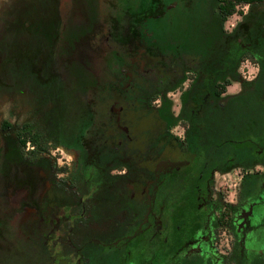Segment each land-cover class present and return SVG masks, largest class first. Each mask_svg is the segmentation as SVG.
Segmentation results:
<instances>
[{"label": "flooded vegetation", "instance_id": "obj_1", "mask_svg": "<svg viewBox=\"0 0 264 264\" xmlns=\"http://www.w3.org/2000/svg\"><path fill=\"white\" fill-rule=\"evenodd\" d=\"M99 3L0 0V264H264V115L248 140L200 158L177 142L148 148L130 101L91 98L97 51L117 46ZM20 6L29 14L9 20ZM141 50L126 52L116 87L149 74ZM242 88L228 85L223 103ZM190 126L171 133L184 141ZM82 148L100 176L88 193L75 176Z\"/></svg>", "mask_w": 264, "mask_h": 264}, {"label": "trees", "instance_id": "obj_2", "mask_svg": "<svg viewBox=\"0 0 264 264\" xmlns=\"http://www.w3.org/2000/svg\"><path fill=\"white\" fill-rule=\"evenodd\" d=\"M99 4L101 23L117 29L115 49L104 45L97 51L98 90L91 98L101 102V109L106 107L104 101L121 94L122 100L130 101L127 113L137 117L135 129L148 148L156 150L163 142L166 151L177 142L198 158L231 146L230 140L236 143L254 134L264 115V0H100ZM234 15L241 20L229 31L225 24ZM121 23L129 28L128 35ZM140 49L149 74L135 72L130 88L116 87L113 80L118 84L124 77L121 68L130 66L127 54L134 57ZM247 60L259 69L251 81L239 71ZM91 74L82 66L79 83L85 93L94 83ZM189 77L192 80L184 87ZM234 81L242 83V91L224 104L222 95ZM177 91H181V109L176 115L170 94ZM194 115L198 118L192 125ZM140 116L150 121L140 124ZM152 121L157 124L156 132ZM179 123L191 125L184 141L171 133ZM139 150L134 149V158ZM94 164L93 154L80 149L75 171L80 192L94 188L87 180L100 178Z\"/></svg>", "mask_w": 264, "mask_h": 264}, {"label": "rangeland", "instance_id": "obj_3", "mask_svg": "<svg viewBox=\"0 0 264 264\" xmlns=\"http://www.w3.org/2000/svg\"><path fill=\"white\" fill-rule=\"evenodd\" d=\"M23 9V10H21ZM27 7L26 6H20L18 7L14 12H11L9 14V20L10 19H21V18H24L25 16H27L29 14V10H27ZM241 20V17L239 15H234L233 17H231L225 24V27L227 30H231L233 29V26L238 23L239 21ZM98 42V39L93 41L92 43H90L92 46H95ZM87 45V44H86ZM258 67L254 64H251V63H246L242 66L241 68V72L242 74L248 79V80H251L254 78V75L257 73V70ZM238 88V85L237 84H233L229 89L230 91H235L236 89ZM181 93V91H180ZM170 98L173 100V111L174 113L177 115L179 112H180V109H181V105H180V102H179V98H180V94H179V91L177 92H174L173 94L171 93L170 94ZM159 104V103H157ZM25 119L23 120H26L28 117H24ZM181 132L182 130H178V132ZM55 154H59V152H55ZM61 157V156H60ZM63 161H65L63 159Z\"/></svg>", "mask_w": 264, "mask_h": 264}, {"label": "water", "instance_id": "obj_4", "mask_svg": "<svg viewBox=\"0 0 264 264\" xmlns=\"http://www.w3.org/2000/svg\"><path fill=\"white\" fill-rule=\"evenodd\" d=\"M142 53H144V50H141Z\"/></svg>", "mask_w": 264, "mask_h": 264}]
</instances>
